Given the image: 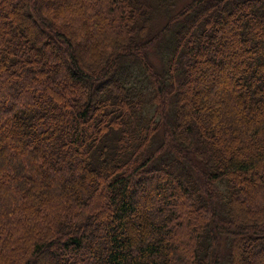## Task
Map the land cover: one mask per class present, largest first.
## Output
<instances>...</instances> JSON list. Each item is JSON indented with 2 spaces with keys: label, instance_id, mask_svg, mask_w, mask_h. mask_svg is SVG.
<instances>
[{
  "label": "trees",
  "instance_id": "16d2710c",
  "mask_svg": "<svg viewBox=\"0 0 264 264\" xmlns=\"http://www.w3.org/2000/svg\"><path fill=\"white\" fill-rule=\"evenodd\" d=\"M175 1L0 0V264H264V0Z\"/></svg>",
  "mask_w": 264,
  "mask_h": 264
},
{
  "label": "rangeland",
  "instance_id": "374dc122",
  "mask_svg": "<svg viewBox=\"0 0 264 264\" xmlns=\"http://www.w3.org/2000/svg\"><path fill=\"white\" fill-rule=\"evenodd\" d=\"M188 2H190V0H177V1H175L174 3H176L178 6H177V9H180L183 5H187L188 4ZM161 12L162 11H157L156 12V14H161ZM158 18H157V20H156V22H158V20H160V19H164V17H162V16H157ZM49 260H51L49 257H47V259H45V260H41L40 261V264H47L48 263V261Z\"/></svg>",
  "mask_w": 264,
  "mask_h": 264
}]
</instances>
